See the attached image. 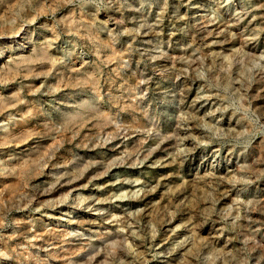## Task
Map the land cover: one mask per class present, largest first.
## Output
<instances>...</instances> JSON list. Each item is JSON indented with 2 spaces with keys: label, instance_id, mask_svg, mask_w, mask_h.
I'll list each match as a JSON object with an SVG mask.
<instances>
[{
  "label": "rangeland",
  "instance_id": "obj_1",
  "mask_svg": "<svg viewBox=\"0 0 264 264\" xmlns=\"http://www.w3.org/2000/svg\"><path fill=\"white\" fill-rule=\"evenodd\" d=\"M0 264H264V0H0Z\"/></svg>",
  "mask_w": 264,
  "mask_h": 264
},
{
  "label": "bare ground",
  "instance_id": "obj_2",
  "mask_svg": "<svg viewBox=\"0 0 264 264\" xmlns=\"http://www.w3.org/2000/svg\"><path fill=\"white\" fill-rule=\"evenodd\" d=\"M24 32V33H23ZM12 33H14V35H10V37L9 38H18L19 36H22V39L24 40L25 38H27V32L25 33V31H23V28L22 27H18L16 30H15V32H12ZM23 34V35H22ZM26 36V37H25ZM6 37V36H5ZM6 39H8V38H6ZM14 42L16 41H19V40H17V39H15V40H13ZM11 43H12V41H10ZM17 45L18 46H22L23 45V43L21 42V41H19L18 43H17ZM10 136V135H9ZM74 199H77V200H79V201H81L80 200V198H77V197H74ZM67 204V203H66ZM68 208H72V206H67ZM69 213L70 212H72V211H68ZM115 244L117 243V242H114Z\"/></svg>",
  "mask_w": 264,
  "mask_h": 264
}]
</instances>
